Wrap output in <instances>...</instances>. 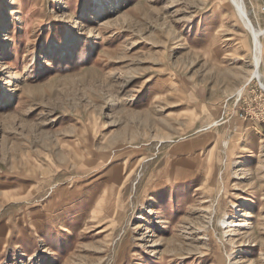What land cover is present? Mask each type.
I'll list each match as a JSON object with an SVG mask.
<instances>
[{
    "label": "rangeland",
    "instance_id": "1",
    "mask_svg": "<svg viewBox=\"0 0 264 264\" xmlns=\"http://www.w3.org/2000/svg\"><path fill=\"white\" fill-rule=\"evenodd\" d=\"M97 6L0 0V264H264V33L258 79L231 0Z\"/></svg>",
    "mask_w": 264,
    "mask_h": 264
},
{
    "label": "bare ground",
    "instance_id": "2",
    "mask_svg": "<svg viewBox=\"0 0 264 264\" xmlns=\"http://www.w3.org/2000/svg\"><path fill=\"white\" fill-rule=\"evenodd\" d=\"M96 4L98 5L96 7L95 14L100 17L104 14H106L107 9L111 7L115 2H118L119 0H94ZM234 6L236 7V11L238 13V16L246 26V28L250 31L253 37V46H254V63L255 68L252 71L253 76L257 77L258 79L261 78V73H260V67L262 63V56H263V44L261 42L260 36L264 33V29H259L256 28L252 21L250 20L247 10L245 8V4L243 0H231ZM241 91V90H240ZM241 93V92H240ZM215 124V123H214ZM242 216L245 217L243 214ZM234 221H231L233 223ZM237 227L239 229L245 228L248 226L247 221L245 218L240 219L239 222H234L233 225H230ZM237 229V230H239Z\"/></svg>",
    "mask_w": 264,
    "mask_h": 264
}]
</instances>
